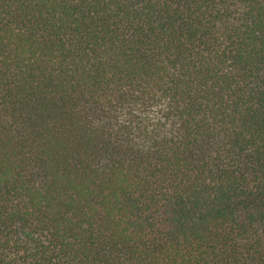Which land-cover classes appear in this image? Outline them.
<instances>
[{
    "label": "trees",
    "instance_id": "trees-1",
    "mask_svg": "<svg viewBox=\"0 0 264 264\" xmlns=\"http://www.w3.org/2000/svg\"><path fill=\"white\" fill-rule=\"evenodd\" d=\"M0 264H264V0H0Z\"/></svg>",
    "mask_w": 264,
    "mask_h": 264
}]
</instances>
